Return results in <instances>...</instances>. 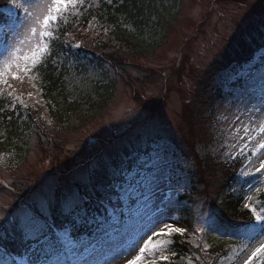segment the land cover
<instances>
[{
	"label": "rangeland",
	"instance_id": "rangeland-1",
	"mask_svg": "<svg viewBox=\"0 0 264 264\" xmlns=\"http://www.w3.org/2000/svg\"><path fill=\"white\" fill-rule=\"evenodd\" d=\"M18 2L43 5L51 0ZM9 7L11 6L7 5L4 11L13 14L15 20L8 29L0 27V65L8 57L9 50L23 39L30 22L23 9L13 8L10 13ZM152 7L147 8V12L152 15L146 14V25L140 30L123 17L120 18V24L135 35L143 52L140 57L129 59L126 72L132 81L117 82L113 99L96 121L81 128L79 118L73 117L72 124L73 127L77 126V131L56 133L63 144V154L58 157L61 161L59 164L56 165L49 151L45 148L42 150L40 146H36L27 157L17 150L0 152V164L6 168L1 173L6 185L2 188L13 195L6 193L5 198L0 196V215H7L13 209L18 213L27 207H42L44 215L49 216L50 207L59 197V189L67 211L78 207L81 190L89 185L92 169L98 165L101 157L118 148L121 142L131 139L136 141L141 137L157 140L148 156L137 157L132 164V173L124 172L126 182L122 187L121 184L115 187L119 190L123 204L120 213L125 217L124 221L122 222L121 215L99 219L94 235L83 236L79 240H73L69 230L66 231L68 240L89 248L88 253L73 257V260L80 259L82 262L85 257L90 261L100 258L105 248L99 251L98 246L104 245L106 238L114 237L121 229L122 233H126L121 241V251L108 262L98 264H127V260L134 258L143 239L152 230H147L146 233L134 231L129 219L149 208L155 210L166 200L191 190L189 173L193 170V165L172 144L173 138L180 134L179 128L188 115L185 108L193 103L198 79L210 69L213 62L221 58L224 52L239 45L244 36L249 40L247 33H251L254 26H264V0H156ZM71 12L73 9L70 8L63 16L68 17ZM110 26L105 20H94L88 29L94 36L103 32L102 27L112 32ZM51 38H47L48 44ZM20 47L24 51L28 49L27 44ZM47 55L49 50L41 62L27 73L17 72L13 65L11 74L0 80V95L7 92L26 112L38 106L49 111L52 102L43 97L44 89L40 88L41 78L38 75L39 65ZM263 57L264 50L257 53L254 62L245 66L242 72L232 74L224 71L218 78L224 91L222 102L217 103L214 109L217 123L212 130L215 144L210 151L214 156H219L222 162L247 156L260 138L251 129L257 128L259 121L264 119ZM257 65L260 68L253 72ZM13 75L19 76V79H13ZM239 79L245 80L243 87L238 82ZM245 126L249 127L250 136L255 139L245 136ZM90 139L94 140L92 145H89ZM245 144H248L247 148H244ZM69 152L75 153L73 158L76 160V167H68L64 156ZM262 160L264 155L257 153L243 169H251L253 174H257L255 169ZM10 185L13 193L7 189ZM248 195L253 199H247L244 206L249 204L250 207L245 206L247 209L255 207L260 211L262 206L257 198L259 193L256 189H251ZM201 209L199 207L200 214L203 212ZM213 210L217 209L210 207L198 216L196 229L202 225L206 228L215 221ZM8 219L10 221L12 217L9 216ZM163 222L185 229L183 235H194L182 222L171 219ZM157 225L163 227L162 222L155 227ZM178 235L180 234L173 233L171 237ZM201 235L202 232L194 239L200 242ZM63 236L64 234L61 238ZM258 244L259 241H256L238 264H244ZM92 246H95V251ZM208 246L204 243V249ZM111 250L105 253L109 254ZM80 251L83 253L84 249L81 248ZM170 252H165L169 258L173 255ZM3 260L0 257L1 263L5 264ZM30 261L28 256H24L19 258L18 264H30Z\"/></svg>",
	"mask_w": 264,
	"mask_h": 264
},
{
	"label": "trees",
	"instance_id": "trees-1",
	"mask_svg": "<svg viewBox=\"0 0 264 264\" xmlns=\"http://www.w3.org/2000/svg\"><path fill=\"white\" fill-rule=\"evenodd\" d=\"M155 1L86 0L68 17L63 16L53 23L54 35L49 41V55L38 68L43 97L50 100L52 105L49 111L43 107H33L26 112L5 92L2 93L0 152L17 150L27 157L36 146H40L42 150L45 148L49 151L56 165L59 164L63 144L56 133L77 131V126L73 127L72 124L73 117L79 118L81 128L96 121L113 99L117 82L132 81L126 72L129 59L138 58L143 52L135 35L120 24V18L123 17L140 30L146 25V14L152 15L147 8H153ZM7 4L8 0H0V25H7L11 19L1 11ZM94 20L107 21L112 32L102 27V33L91 35L88 28ZM247 35L249 40L244 36L239 45L221 54V58L216 59L198 79L193 103L185 108L188 113L186 120L179 128L180 134L172 140L180 154L193 165L189 173L191 190L167 200L155 210L149 209L129 219L134 231L140 233H146L158 222L171 219L184 223L199 236L201 232L197 231L198 226L196 229L198 216L210 207L217 209L213 210L215 221L206 228L202 225L205 230L200 242L190 236L166 237L173 241L168 251L176 255L161 264H189V261L193 264H237L257 241L248 239L246 225L253 223L254 218L244 204L251 189L254 191L257 187H264V176L260 173L250 176L239 174L248 164L252 153L248 157L224 163L210 151L215 144L213 109L223 99V89L219 87L217 79L219 74L224 71L239 73L245 65L254 61L258 52L264 50V26H254ZM74 44L80 47H72ZM262 61L264 63V57ZM259 67L257 65L254 71ZM240 85L243 87L242 82ZM155 142L157 140L150 137L123 141L118 148L101 157L90 173L89 185L81 191L82 201L71 211L65 209L59 189L56 203L50 207L49 216L45 215L48 223L54 225V230L48 233L49 238L57 241L55 233L65 229H70L76 238L82 235L91 237L98 227L96 222L108 218L111 212L122 206L115 186L125 180L123 171L126 168L132 171L137 156L149 154ZM74 154L69 152L64 156L70 168L77 166ZM4 169L0 164V196L3 198L6 193L12 195L2 188H5L1 178ZM257 198L264 208V192H260ZM199 207L203 210L201 214ZM121 236L106 239L101 250L113 248V253L118 251L124 239ZM204 243L209 245L207 249H204ZM110 244L112 247H109ZM44 246L43 237L25 240L19 230L13 231L7 224L0 229V257L5 264H15V260L23 254L34 260L43 255L41 249ZM107 260L108 257L104 256L99 262Z\"/></svg>",
	"mask_w": 264,
	"mask_h": 264
},
{
	"label": "snow or ice",
	"instance_id": "snow-or-ice-1",
	"mask_svg": "<svg viewBox=\"0 0 264 264\" xmlns=\"http://www.w3.org/2000/svg\"><path fill=\"white\" fill-rule=\"evenodd\" d=\"M8 3L11 5L8 8L10 13L13 8L23 9L30 18V22L27 24L23 39H20L19 44L14 45L9 50L8 57L0 65V80L11 74L10 70L13 65H15L17 72L24 73L35 68L49 50L47 38L53 36L51 25L60 20L70 8L74 10L79 5H82L83 0H51L50 3H44L43 5L25 4L24 2H18V0H8ZM24 44L28 45L27 51L20 47V45ZM72 47L79 48L80 45L74 44ZM13 79H19V76L13 75ZM243 132L245 136H250L248 126L243 128ZM251 132H255L257 136H260L251 149L252 156H256L257 153L264 155V152H262L264 150V119L260 120L258 127L251 129ZM250 139H255V137L250 136ZM247 147L248 144H245L244 148ZM241 154H243V149H241ZM249 162L251 163V157H249ZM255 171L264 176V160L260 161L259 167ZM241 174L243 176L253 175L251 169H242ZM256 191L257 193L264 192V187H257ZM247 199L251 201L253 198L249 196ZM245 206L250 207L249 204ZM71 210L69 209V211ZM250 210L254 222L246 225V232L249 240H258L259 244L254 248L244 264H253V261H256V264H264V208L257 211L255 207H251ZM9 216L12 217L10 221L8 219ZM162 223L163 227L157 225L143 239L142 246L139 247L137 254L134 258L127 260V264H161V261H170L169 256L165 255V252L169 250L168 246L173 241L166 239V237H171L173 233L183 235L185 229L173 226V224L167 222ZM5 224L13 231L19 230L25 240L43 237L45 245L41 249L43 255L31 260L30 264H81L80 259L73 260L72 258L84 256V253L89 252L87 245H80L68 240L67 232L58 241H52L48 233L54 230V225L48 223L42 207H27L21 209L18 213L13 209L7 215H0V229H3ZM204 230L203 227L197 229L200 232ZM57 236H60V234L57 233ZM81 248L84 249L83 253L80 251ZM92 250L95 251V246H92ZM83 264H98V262L90 261L85 257ZM189 264H191V261H189Z\"/></svg>",
	"mask_w": 264,
	"mask_h": 264
},
{
	"label": "water",
	"instance_id": "water-1",
	"mask_svg": "<svg viewBox=\"0 0 264 264\" xmlns=\"http://www.w3.org/2000/svg\"><path fill=\"white\" fill-rule=\"evenodd\" d=\"M94 141L93 140H91V142L90 143H93Z\"/></svg>",
	"mask_w": 264,
	"mask_h": 264
}]
</instances>
